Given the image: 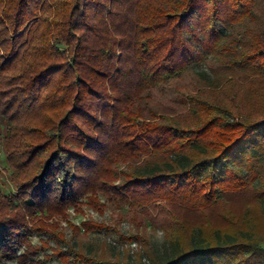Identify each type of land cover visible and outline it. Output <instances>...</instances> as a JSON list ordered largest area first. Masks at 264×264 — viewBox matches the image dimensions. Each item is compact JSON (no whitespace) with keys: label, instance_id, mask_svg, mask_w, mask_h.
<instances>
[{"label":"trees","instance_id":"16d2710c","mask_svg":"<svg viewBox=\"0 0 264 264\" xmlns=\"http://www.w3.org/2000/svg\"><path fill=\"white\" fill-rule=\"evenodd\" d=\"M1 141L0 264H264V0H0ZM102 197L149 262L64 246Z\"/></svg>","mask_w":264,"mask_h":264},{"label":"rangeland","instance_id":"374dc122","mask_svg":"<svg viewBox=\"0 0 264 264\" xmlns=\"http://www.w3.org/2000/svg\"><path fill=\"white\" fill-rule=\"evenodd\" d=\"M211 63L205 66V69L213 75V70L211 69ZM195 85L191 77H186L178 83L183 90L190 89ZM174 94L163 95L159 92L154 94V103L159 106H176L173 98ZM13 169L10 167L7 155L5 152L4 141L0 142V188L6 194H16L17 189L15 183L12 180ZM102 202L106 204V209L103 213L98 210L86 206L84 213H76L71 210L70 219L76 225L82 226L81 224L87 220H95L98 222H103L107 225L106 228L86 232L82 229L79 233H74L67 225L63 222V226L66 229L67 241L64 246L68 247L76 246L84 249L89 254L106 256L111 259L127 258L129 254L139 257L143 256L144 261L149 262L143 247L138 242H130L127 240L128 235H133L137 230L133 222L130 220L129 210L117 207L115 204L108 201L107 198L102 197ZM148 233L152 240L160 250L168 249V244L165 240V234L161 229H155L153 227H148ZM163 234L162 236L160 234ZM44 237H47L46 235ZM40 237L35 236V241L38 242ZM55 246V243L52 242ZM264 245V244H263ZM11 264H17L15 262ZM45 264H60L59 260L55 257L50 260L45 261Z\"/></svg>","mask_w":264,"mask_h":264},{"label":"clouds","instance_id":"9594fccd","mask_svg":"<svg viewBox=\"0 0 264 264\" xmlns=\"http://www.w3.org/2000/svg\"><path fill=\"white\" fill-rule=\"evenodd\" d=\"M160 235L162 236L163 234L161 233Z\"/></svg>","mask_w":264,"mask_h":264}]
</instances>
